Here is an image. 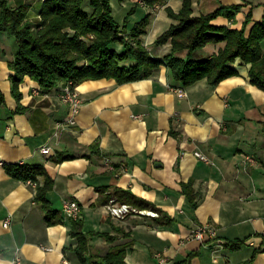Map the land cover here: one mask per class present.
I'll return each mask as SVG.
<instances>
[{
    "label": "crops",
    "instance_id": "0c3cea01",
    "mask_svg": "<svg viewBox=\"0 0 264 264\" xmlns=\"http://www.w3.org/2000/svg\"><path fill=\"white\" fill-rule=\"evenodd\" d=\"M9 2L26 7L29 22L41 21L42 0ZM163 2L111 0L126 34L151 15L143 42L159 59L171 52V44L157 46L156 40L178 23L167 7L178 13L184 0ZM247 3L256 6L249 33L263 20L264 0H193V14L243 5L240 27L251 9ZM214 25L234 24L220 17ZM222 45H207L195 59L212 56ZM0 46L5 97L0 109V264H80L72 220L63 211L68 201L81 207L89 260L123 248L128 264H264V91L251 83L250 65L237 59L239 75L216 88L206 80L184 88L165 67L152 78L122 85L114 79L85 81L76 87L83 104L72 125L70 106L60 98L63 84L42 93L27 77L21 85L27 112L14 113L18 103L11 64L17 46L8 34L0 36ZM177 89L187 96L180 97ZM45 146L50 154H42ZM16 164L45 168L54 181L47 197L63 223L48 224L36 198L43 179L29 180L34 185L15 179L7 167ZM189 182L197 194L195 209L183 193L182 184ZM114 189L130 191L148 206L141 211L158 216L112 217L107 195ZM205 225L215 227L216 240L192 237ZM234 243L240 247L232 249Z\"/></svg>",
    "mask_w": 264,
    "mask_h": 264
},
{
    "label": "trees",
    "instance_id": "16d2710c",
    "mask_svg": "<svg viewBox=\"0 0 264 264\" xmlns=\"http://www.w3.org/2000/svg\"><path fill=\"white\" fill-rule=\"evenodd\" d=\"M42 2L41 21L34 24L27 20L26 7L14 8L9 0H0V36L8 34L17 46L15 61L11 64L14 71L12 94L18 103L15 114L27 112L22 105L21 91L27 77L40 85L42 93H47L59 84L64 87L72 83L74 88L90 80L114 79L120 85L136 82L152 78L165 67L184 88L203 80L216 88L224 80L239 75L234 65L237 59H241L250 65L251 83L264 91V17L248 33L247 28L253 21L252 11L256 7L251 3L246 5H250L251 9L240 27H236V24L243 5H220L200 16L193 14V0H184L178 13L167 7L169 16L178 23L156 40L157 46L171 44V52L164 59H159L143 42L151 15L130 34H126L124 27L114 18L111 0ZM148 3L165 5L163 0H148ZM220 17L232 21L234 25H214V21ZM214 43L225 45L208 58L195 59L198 51ZM183 51H187L186 57L180 56ZM4 106L5 97L0 88V109ZM62 160L64 158L58 161ZM7 171L15 179L25 182H37L39 177L42 178L43 184L38 183L36 192L37 202L46 209L48 224L63 223L62 216L48 200L47 194L53 189L54 181L43 166L16 164L8 166ZM182 187L192 208H197L193 183H183ZM113 198L138 210L148 207L141 204L130 191L114 189L107 195V202ZM70 220L72 236L78 240L76 250L80 264H128L123 248L114 249L103 258L89 260L88 239L81 232V219ZM104 237L109 241L114 240L108 235ZM262 237L264 240V234ZM239 247L240 243L231 245L232 249ZM251 261L248 264H252Z\"/></svg>",
    "mask_w": 264,
    "mask_h": 264
},
{
    "label": "built area",
    "instance_id": "2783aa9c",
    "mask_svg": "<svg viewBox=\"0 0 264 264\" xmlns=\"http://www.w3.org/2000/svg\"><path fill=\"white\" fill-rule=\"evenodd\" d=\"M177 92L180 97L187 96L186 92L183 89H177ZM60 98L62 102L68 104L71 109V116L69 118V123L72 125L76 124V117L80 113L83 101L78 93L76 87L73 88L72 83L67 84L63 87ZM42 154H50L51 148L49 146H45L42 148ZM198 157L202 160L209 162V160L200 153H196ZM2 162L0 161V165ZM29 184L34 185L32 181H29ZM107 209L109 214L118 219L126 218L131 214H144L152 217H157L158 214L154 211L147 210H137L129 204L119 203L115 198L111 199L109 204L107 205ZM64 214L68 219H81L82 211L78 202L76 201H68L64 203L63 208ZM10 221L7 220L5 222V226H9ZM217 232L216 229L209 225L200 226L196 230L193 231L192 237L198 241L206 242L211 240H216ZM18 261V260H17Z\"/></svg>",
    "mask_w": 264,
    "mask_h": 264
},
{
    "label": "rangeland",
    "instance_id": "374dc122",
    "mask_svg": "<svg viewBox=\"0 0 264 264\" xmlns=\"http://www.w3.org/2000/svg\"><path fill=\"white\" fill-rule=\"evenodd\" d=\"M42 1H43V0H42ZM14 8H18V7H14ZM224 45H225V44L223 43L222 47H224ZM222 47H220V49H221ZM220 49H219V50H220ZM218 52H219V51H218ZM218 52H217V53H218ZM209 226H211V227H213V228L215 229L214 226H212V225H209Z\"/></svg>",
    "mask_w": 264,
    "mask_h": 264
}]
</instances>
